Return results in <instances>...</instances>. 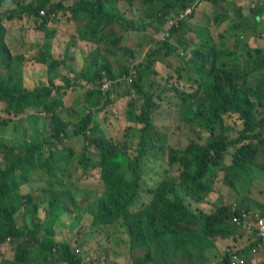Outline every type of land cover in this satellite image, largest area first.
<instances>
[{
  "label": "trees",
  "instance_id": "16d2710c",
  "mask_svg": "<svg viewBox=\"0 0 264 264\" xmlns=\"http://www.w3.org/2000/svg\"><path fill=\"white\" fill-rule=\"evenodd\" d=\"M194 1L76 0L67 5L62 0H0V129L8 126L16 133L12 139L0 137V264H57L53 256L58 264H120L122 258L129 264H174L178 259L193 264L195 258L197 264H228L233 254L252 264V250L260 243L256 230L233 217L244 211L264 215V206L229 203L220 188L227 184L237 190L242 180L264 173V163L257 161L264 154V34L259 32L264 0H209L202 6ZM189 6L191 14L179 18ZM220 11L226 27L218 39L208 24L198 26L194 31L200 41L193 48L184 44L176 77L157 78L154 59L179 54L190 19ZM232 14L236 19L230 21ZM56 16L77 22L92 46L79 71L73 68L77 56L71 47L79 42L74 37L61 60L54 59L50 42L27 59L13 53L5 40L9 28L2 21L27 18L48 35ZM248 25L257 34L247 32ZM147 27L164 31L163 39L153 40L158 46L139 62L137 45L128 40L130 46L119 50L126 62L113 64L112 54L101 46L108 35L114 32L112 44L119 28L131 35V29ZM232 35L237 49L223 48ZM259 35L261 46H251L250 38ZM243 58L252 63L251 72L240 67ZM27 60L49 66L47 82L25 85ZM57 66L75 72L76 78L63 73V83L57 84ZM76 85L87 87L85 99H92L96 109L86 104L67 108L65 96ZM120 100L128 122L124 138L108 137L98 131L97 117L105 111L106 121ZM164 106L175 107L177 120L189 127L183 147L168 144L170 126L155 117ZM14 119L18 123L12 124ZM236 124L242 126L236 130ZM34 182L44 185L35 195L30 189ZM208 204L213 210H205ZM67 210L72 211L71 225L63 227L69 233L76 229L74 240L65 231L58 238L56 225ZM226 239L219 260H209L208 249ZM8 241L16 249L12 257L2 249Z\"/></svg>",
  "mask_w": 264,
  "mask_h": 264
},
{
  "label": "rangeland",
  "instance_id": "374dc122",
  "mask_svg": "<svg viewBox=\"0 0 264 264\" xmlns=\"http://www.w3.org/2000/svg\"><path fill=\"white\" fill-rule=\"evenodd\" d=\"M137 4V3H134ZM236 5V3H234ZM204 12H207V10H204ZM247 13V12H246ZM203 13L201 12L200 15H202ZM234 15L232 14L231 17H233ZM198 17V16H197ZM196 18H192L189 21L188 26V32L186 33V37L188 39H195V41L193 42V44L186 42L185 39H183L184 43L181 44V46H179L178 52L179 54H175V53H170L169 55H165L164 53H161L159 55H157L154 59V69L160 73V76H158L157 78L161 77V76H166L168 74L171 75H175L176 77V67L178 64H181L183 62L182 59V52L184 48V44H191L192 48L194 47V45L196 43H198L200 41L199 37L197 36L196 32L194 30H198V26H205L204 23L208 22L209 20H207V18L202 19L203 22L201 21V19L196 21ZM201 18V17H200ZM235 16L233 18L230 19V21L235 20ZM213 20L214 22H216L218 25V27H220L222 24L223 26H226V23H221L223 20H226V17L223 15V12L220 11L218 13H214L213 15ZM52 25L50 26L49 29V34L47 35V32L43 31V30H39L38 28L35 27V25H33V23L27 19H24L23 21H20L18 19L15 20H5L2 21V23L9 28L8 32H6L5 35V40L7 41V44L11 47L13 53H24L26 54L28 58L33 59V56H35L38 52V48L42 47L43 44H46V42H50V46L52 49V52H54V59L57 60H61V53L63 52V49L68 46V42L70 40L71 37H74L75 42L79 41L77 45H73L71 47V50H74V52L76 53V60H75V64L73 65L74 69L79 71L80 69L83 68L82 64L85 61L83 54L87 53L88 54V48L92 47L90 46L88 43L86 42L82 36H81V31L79 32L77 30V22L75 21H69V22H64L62 18L56 16L55 18H53L52 20ZM249 26V25H248ZM218 27H214V30L216 32L217 35L213 34L217 39H218V33H220V29ZM249 31L247 32H251V34H257L255 30H253L254 26L250 25L249 27ZM55 29V31H54ZM134 29H131V36L128 35V37H124L123 40H121L122 38V32L124 31L123 29L119 28V31L121 33H117L116 37H114V40L112 42V44L109 42V37L110 35L113 36L114 32L110 33V35H108L107 40H105L101 46L105 47L106 49H108L107 51L110 52L111 55V60L114 61L113 64H115L117 67L123 65L126 61L121 57V54L119 50H121V48L125 45H129L126 42L129 40L130 44L133 45H137L138 48H135V56H137L138 61L140 59L141 56H144L147 51L151 50L152 48H156L158 45L154 44L155 41H153L154 39H159L162 38L163 39V34L164 31H157L156 29H152V31H148V29L142 31H132ZM210 28L208 30V32H210ZM233 29H231L232 32ZM54 31V33L52 34V32ZM126 31V30H125ZM259 32H261L262 34H264V27H261ZM185 33V32H183ZM234 34V33H233ZM143 36H145L143 38ZM201 37V35H199ZM261 36H256V37H252L250 38V44L251 46H261V44H263V41H260V43L257 41L259 40ZM228 38L232 39L231 41H229V43L226 41V39L224 40V45L222 46L223 48H229L230 50H234L237 49L236 47H233L232 42L234 40V36H229ZM154 42V43H153ZM174 42V41H172ZM176 42V41H175ZM236 42V39H235ZM150 43H153L152 45ZM211 43V41H210ZM235 44V43H234ZM209 45V42H208ZM79 48H78V47ZM95 46V45H94ZM130 46V45H129ZM131 46V47H132ZM206 46V45H204ZM211 46V45H210ZM209 48V47H208ZM182 49V50H181ZM81 50V51H80ZM84 50V51H83ZM83 51V53H82ZM144 54V55H142ZM187 54V53H186ZM181 55V56H180ZM189 57L191 55H188ZM255 57V55H254ZM28 61V62H27ZM26 61V66L24 68V82L25 85L28 87H33L35 85H38L40 82H47L48 81V73H49V66L47 67V65L43 64L41 65H35L33 63V60H27ZM71 61V60H70ZM69 61V62H70ZM141 62V61H139ZM62 63V62H61ZM74 63V61H72V64ZM59 64V63H58ZM243 67L244 70L251 72L252 71V67L250 65H252V63H249L248 58H243V62L240 64ZM251 67V69H250ZM58 69V73L56 74L57 77L55 78V82L57 84H62L63 80L60 78V74L66 73L65 75H69L72 80H74L76 77L75 72H71L68 70V68H65L63 66H57L56 67ZM56 71V70H55ZM254 74H256L257 72L254 71ZM252 73V75H254ZM184 74H187L184 73ZM239 74L241 75V72H239ZM238 74V75H239ZM152 76H155V74H153ZM238 78L240 76H237ZM185 79V78H184ZM175 80V79H174ZM121 80H118V82H120ZM250 81H254L253 78L250 79ZM255 83V81L253 82V84ZM157 85V83L155 84ZM86 89L87 87H85L84 85H76V87H72L69 89V92L67 93V95L65 96V104L67 105V108H78L79 105L82 104H86L87 107H91L93 109H96V105L93 104L92 99L86 101L87 99H85L86 96ZM124 107V103L123 100L118 101L115 106H114V110L116 111L115 114H113L112 112H110V114L107 116V120H104V115H107V113L105 111H101L97 117L98 120V131H100L101 133L107 135L108 137H122L124 138V132H125V128L128 125V122L125 121L124 119V115L122 113V109ZM66 111V110H65ZM0 115H3V112L0 109ZM116 115H118V118H116ZM119 115L121 116V119L119 117ZM155 117L160 120V121H164L165 125L170 126V129L167 133V142L168 144H171L173 146H180L183 147L186 145L187 143V137L185 136V133L187 130H189V127L187 125H185L184 123H180L177 120L178 117V112L175 109V107H161L159 111H156L155 113ZM234 119H229L227 120L228 122H232ZM14 123H18L17 119H14L12 121V124ZM180 123V124H179ZM39 125V124H38ZM42 126V125H41ZM242 125H238L236 124V130L239 129ZM167 129V127H166ZM233 135L236 134V131L232 132ZM13 135H16V133H12V131L9 129V127L7 126V128L5 130H1L0 129V137H5L7 139H12ZM81 143V142H79ZM88 151L92 152L93 154L95 153L94 151V147H88ZM261 161L262 163H264V154L260 155V158L257 159V161ZM71 170L73 171V168L71 167V169L69 170V172H71ZM97 188L100 187V182L97 184L96 186ZM44 188L43 183L41 182H34L31 184L30 189L35 191V193L33 192V195H35L36 193H38L39 191H41V189ZM237 190H235L234 188L230 187V185L227 184H223L220 188V194H221V198L225 199V201H228L229 203L234 202L235 204L241 205L242 207H248V208H253V207H258L261 208L264 206V173L260 178H256L254 179V177L252 179H244L242 180L240 183H238L237 185ZM241 192V194H240ZM213 196V200H217L216 195L214 196V194H212ZM70 209H72L71 206H69ZM205 210L207 211H211L213 210V206L212 205H207L204 206ZM69 213H72V211H63L62 217L63 219H61V223H59L58 225H56V229L57 232L58 230L60 231V233H58V238H61L63 236V233L65 231V234L67 236V238L70 240H74V236L75 233L72 232H76V229H73L70 233L69 231L66 229L64 230V225L65 228H69L70 227V215ZM84 221L89 220L88 217H84L83 218ZM88 223V222H86ZM84 224V223H83ZM228 242V239H226L225 241H221L218 240L216 242V245L211 247L210 249H208V256H209V260H219L218 257L216 255L220 254L221 250H225V245ZM94 245V242L93 244ZM2 249L6 251V256L7 257H12L13 252L16 250L12 244L10 243V241L6 242L5 244L2 245ZM94 253V250H92L91 252H89V257H92V254ZM57 257L53 256L52 260L58 264L59 260L56 259ZM1 262V260H0ZM120 264H129L128 260L126 258H122L119 259ZM193 264H197L198 263V258H195L193 261ZM151 264V263H150ZM174 264H185V261L182 260L180 261V259L176 260L174 262ZM192 264V263H189Z\"/></svg>",
  "mask_w": 264,
  "mask_h": 264
},
{
  "label": "built area",
  "instance_id": "2783aa9c",
  "mask_svg": "<svg viewBox=\"0 0 264 264\" xmlns=\"http://www.w3.org/2000/svg\"><path fill=\"white\" fill-rule=\"evenodd\" d=\"M236 1V0H230ZM249 1V0H244ZM209 2V0H195L193 4L202 6L204 3ZM192 7H188L183 14L180 15L179 18H186L192 12ZM172 23V21H171ZM108 86V83L104 84V87ZM233 221L238 224H247V229L256 230V236L260 240V243L253 248V253L255 256L263 257L264 264V215L259 214L258 212L244 211L242 214H236L233 217ZM78 251V248H77ZM223 264V263H222ZM228 264H248L246 258L241 254H233L232 261Z\"/></svg>",
  "mask_w": 264,
  "mask_h": 264
},
{
  "label": "crops",
  "instance_id": "0c3cea01",
  "mask_svg": "<svg viewBox=\"0 0 264 264\" xmlns=\"http://www.w3.org/2000/svg\"><path fill=\"white\" fill-rule=\"evenodd\" d=\"M55 3H57L58 1H60V0H53ZM63 1V3H65V4H71V3H73L74 1H76V0H62ZM208 14V13H207ZM213 15L214 14H208V16L206 15V16H203V15H201V18H199V19H201V21L203 22V20L202 19H204V18H207V19H210L208 22H206V24H208V28H210L211 30H210V32L209 33H212V34H215V35H217L216 34V32H215V30H214V27H218V25L219 24H217L216 22H214V20H213ZM23 19H27V18H23ZM198 18L196 19V21L197 20H199ZM204 23V22H203ZM221 23H223V21L221 22ZM264 24V23H263ZM226 26H223V24L220 26V27H218L219 29H220V32H222L223 31V29L225 28ZM147 29H148V31H152V29L153 28H151V27H147ZM138 31H140V30H138ZM144 30H142V32H143ZM219 34V33H218ZM125 36H128L126 33H124V32H122V38H121V40H123V38L125 37ZM131 36V35H130ZM145 36H143V38H144ZM181 37L183 38V39H185V41H187V42H189V43H191V44H193V42L195 41V39L193 40V39H188V38H185L186 37V33H182V35H181ZM218 37V36H217ZM113 40H114V38H113ZM173 41V40H172ZM151 45H152V43H150ZM138 48V47H137ZM182 50V49H181ZM142 55H144V54H142ZM146 55V54H145ZM144 55V56H145ZM144 56H141L140 57V59H142ZM129 81L131 82L132 81V78H130L129 79ZM252 258V264H263L262 263V259H263V257H260V255L259 256H252L251 257Z\"/></svg>",
  "mask_w": 264,
  "mask_h": 264
}]
</instances>
